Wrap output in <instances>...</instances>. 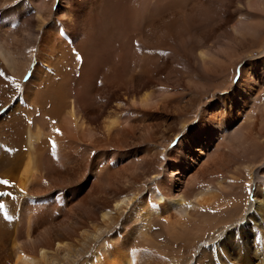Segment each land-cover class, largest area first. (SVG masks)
Segmentation results:
<instances>
[{
    "label": "bare ground",
    "instance_id": "obj_1",
    "mask_svg": "<svg viewBox=\"0 0 264 264\" xmlns=\"http://www.w3.org/2000/svg\"><path fill=\"white\" fill-rule=\"evenodd\" d=\"M232 1L0 0V180L9 181L0 192L10 193L0 196V264H77L97 245L96 264H164L128 246L146 240L157 217L180 239L187 221L168 215V204L189 203L180 214L189 219L210 213L199 207L224 187L206 175L254 158L252 130L264 114V41L233 73L234 46L253 43L260 28L239 20L225 44L212 41L209 24L220 14L229 24ZM245 6L261 10L264 0ZM174 60L189 69L168 83ZM221 74L224 87L190 100L195 120L176 124L185 107L173 111L171 89L198 93ZM250 178L264 188V173ZM151 187L161 209L146 204ZM253 197L232 253L219 240L205 264H264V193ZM139 203L144 218L126 226Z\"/></svg>",
    "mask_w": 264,
    "mask_h": 264
},
{
    "label": "rangeland",
    "instance_id": "obj_2",
    "mask_svg": "<svg viewBox=\"0 0 264 264\" xmlns=\"http://www.w3.org/2000/svg\"><path fill=\"white\" fill-rule=\"evenodd\" d=\"M225 4L226 3H223L222 7L226 9ZM245 4L246 0H233L231 3H229V6L231 7L229 8V11L231 12L229 24L225 25L223 23V19L226 17V15L222 16L221 14L209 24V28H214L215 31L212 41H216L214 39L216 38L222 44L227 42L226 38L229 35L231 26L236 21L245 20L246 22H251L253 25L260 28V31L258 32L257 37L254 39L255 41L253 40V43L251 41L243 42V48H235L234 46L236 54L235 56L238 57V59L240 58L236 63L237 65L234 67V75H236L238 72L237 69L244 63L243 61H246L247 58H245V55H248L251 49L253 51V49H256L261 44V42L264 41V6L261 8V10L246 11ZM234 7H239V10L237 11ZM251 54L257 56L256 52ZM182 63H184V65ZM174 64V69H171L173 71L170 70L171 73L169 72L165 75L167 76L166 79L168 80V83L178 79V69H185L186 71L189 69L186 61L176 62L174 60ZM232 71L233 69L230 67L229 73L231 74ZM229 78L230 77H228L227 81ZM225 79L226 75L221 74V79H216L212 82H202L201 84H203L202 86L204 89L198 91V93L185 86L177 88L176 90L175 88H172L170 97L173 101V111H175L177 108L182 109L185 107L183 110H181L182 114L177 118L178 121L176 120V124L180 123L181 121H186L185 124L188 125L193 120H195V117L199 112H197L198 110L196 111L197 104H195L194 101L193 105L189 104L190 100H193L195 95L197 97L203 93L208 94L210 92L211 95L214 91V87H224L226 85L227 81H225V84H222L224 82L221 83V81H224ZM259 98L260 100L258 105L261 106L264 104V90L259 94ZM167 119L168 118L161 117L158 122L161 128L164 127V133H167L168 135L169 133L167 132V129L170 126L167 125L170 123V121ZM255 124L256 125H254L252 134L258 143V148L256 149V153H254V158L252 159L248 156L235 157L230 159L229 163L227 162L226 164H223L220 170L214 172V175H206V180L216 181L219 179V181L222 183V186L224 187L218 192H211V197H213V200L210 204L199 207V210L202 212L210 211L209 214L195 215L192 219H189L186 215H180L182 212L181 206H188L189 203L181 201L179 204L175 205L176 207H172L173 204H168V207L165 208L168 210V215H171L173 218L180 221L183 219H186L187 221L185 227L181 229L180 239L174 240L172 237L170 238L167 231V221L157 217L150 223L151 230L149 229L148 233L151 234L147 236L146 240H139L138 244L128 246V250L131 252L139 251L155 253L159 258L162 259L164 264H205L210 259L208 256L209 251L212 252L211 250H213L214 246L219 240L222 241L223 239H226L228 242L226 243V248H224L226 251L224 254H231L235 239V228H238L239 225H242L245 219L249 218L253 213V210H246L247 204L253 201L254 194L258 193L260 196L264 193V188L262 187L261 182L254 181L250 178V175L253 176L255 172H259L260 174L264 173V166H262L264 164L262 163L264 160V114L259 116ZM176 135L172 137L169 143L168 141L165 142L167 147L174 144V140L176 139L175 137H177ZM161 141L163 143L164 138H162ZM161 141L160 143H156V145L158 144L157 146L155 145V151L157 153H161L163 150L160 148L162 145ZM143 145L144 144H142V146ZM159 157H157V160L162 161V157ZM249 161L252 162L250 163ZM253 163L254 165H252ZM158 167L159 165L155 167V171H153H158ZM246 169L248 173L245 171ZM143 194H145L148 198L146 201L147 206H157L159 209L164 206V198H161L160 201H158L157 197H155V194H153L152 187L150 190L144 191ZM145 208V203H139L134 207L133 210L131 209V213H129L130 218L128 217V219L125 220L126 222L124 221L126 226L137 223L140 221V219L144 218L143 215L145 213ZM238 209L239 211L237 213L236 210ZM190 211L191 209L187 210V214ZM245 233L246 232L240 231L238 235L244 236ZM104 245L109 247L111 242L105 241ZM95 255H97V257ZM97 259H103L100 245H97L94 250L89 251L87 255H85V258L79 260L77 264H96L98 262Z\"/></svg>",
    "mask_w": 264,
    "mask_h": 264
},
{
    "label": "snow or ice",
    "instance_id": "obj_3",
    "mask_svg": "<svg viewBox=\"0 0 264 264\" xmlns=\"http://www.w3.org/2000/svg\"><path fill=\"white\" fill-rule=\"evenodd\" d=\"M0 184L8 186L9 185V181L7 180H0ZM5 195H10V193H4V192H0V196H5ZM4 205L0 204V209H3Z\"/></svg>",
    "mask_w": 264,
    "mask_h": 264
}]
</instances>
